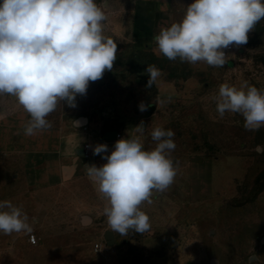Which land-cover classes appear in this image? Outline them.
I'll return each mask as SVG.
<instances>
[{"label":"rangeland","instance_id":"374dc122","mask_svg":"<svg viewBox=\"0 0 264 264\" xmlns=\"http://www.w3.org/2000/svg\"><path fill=\"white\" fill-rule=\"evenodd\" d=\"M139 1L95 0L107 17L104 35L117 44L113 69L89 82L75 108L61 102L47 119L51 128H61L85 117L118 131L116 140L140 135L135 127L143 122L145 150L156 146L151 138L156 127L174 132V181L140 206L150 218L149 231L121 236L110 230L103 214L107 201L87 177L42 189L16 179L10 141L30 116L4 94L0 201L22 208L38 242H29L31 233H0V264H264V127L246 130L238 113L221 118L214 99L223 83L239 87L247 81L264 91V19L247 44L233 45L223 67L190 64L157 54L155 39L147 46L135 43L136 27L146 16L138 12ZM158 2L166 19L155 35L179 22L194 0ZM147 65L162 72L150 89ZM141 103L149 105L146 111H140ZM98 243L102 249L96 250Z\"/></svg>","mask_w":264,"mask_h":264},{"label":"clouds","instance_id":"9594fccd","mask_svg":"<svg viewBox=\"0 0 264 264\" xmlns=\"http://www.w3.org/2000/svg\"><path fill=\"white\" fill-rule=\"evenodd\" d=\"M107 17L95 0H2L0 2V95L16 98L29 114L25 135L50 129L47 117L63 102L75 108L78 95H85L89 82L112 71L117 44L104 35ZM264 19V0H194L179 22L161 27L155 36L157 54L169 60L223 67L225 49L247 44L249 33ZM146 88L162 75L147 65ZM221 118L226 112L244 118V128L264 127V91L247 81L239 87L223 83L214 97ZM149 105L141 103L140 111ZM145 125L135 127L131 138L115 142L108 153L97 144L94 155L107 162L86 165L89 179L107 201L103 214L110 230L126 236L149 231L150 218L140 206L152 203L153 192H164L173 183L177 167L171 158L175 149L171 129L156 127L152 150H145L141 136ZM32 226L22 208L0 201V233H31Z\"/></svg>","mask_w":264,"mask_h":264},{"label":"crops","instance_id":"0c3cea01","mask_svg":"<svg viewBox=\"0 0 264 264\" xmlns=\"http://www.w3.org/2000/svg\"><path fill=\"white\" fill-rule=\"evenodd\" d=\"M138 12L142 16L136 27L135 43L139 46L150 45L155 39V30L166 19L165 12L158 9V0L138 2ZM77 119L66 121L61 128L38 131L35 135H25L24 125H18L11 137V149L16 153L12 160L14 176L23 179L27 186L46 188L49 185L64 184L75 179L88 177L86 165L102 166L107 161L104 154L94 155L97 144H106L108 153L114 150V139H106L109 129L90 123L77 125ZM98 141L94 144L93 141ZM90 144L89 156L84 158L81 150Z\"/></svg>","mask_w":264,"mask_h":264},{"label":"built area","instance_id":"2783aa9c","mask_svg":"<svg viewBox=\"0 0 264 264\" xmlns=\"http://www.w3.org/2000/svg\"><path fill=\"white\" fill-rule=\"evenodd\" d=\"M233 50V45L230 46L228 49H225V54L228 56V59L230 58L229 55L230 53L232 52ZM116 137L119 138L120 137V133L118 131H116ZM90 144H86L85 147H84V156L87 157L89 156V151H90ZM28 240L31 244H37L38 242V238L37 236L34 234V233H31L28 237ZM95 249L96 250H99V249H102V244H96L95 245Z\"/></svg>","mask_w":264,"mask_h":264},{"label":"water","instance_id":"95a60500","mask_svg":"<svg viewBox=\"0 0 264 264\" xmlns=\"http://www.w3.org/2000/svg\"><path fill=\"white\" fill-rule=\"evenodd\" d=\"M86 118L85 117H80L76 120V124L77 125H84L86 123ZM106 139H114L116 137V131L115 130H111V131H108L107 134H106ZM79 153H81V155L86 158L84 156V150H81ZM110 234V233H109Z\"/></svg>","mask_w":264,"mask_h":264},{"label":"flooded vegetation","instance_id":"af4514ba","mask_svg":"<svg viewBox=\"0 0 264 264\" xmlns=\"http://www.w3.org/2000/svg\"><path fill=\"white\" fill-rule=\"evenodd\" d=\"M111 237H112V235H110V234L107 235V238H110L111 239Z\"/></svg>","mask_w":264,"mask_h":264},{"label":"bare ground","instance_id":"6f19581e","mask_svg":"<svg viewBox=\"0 0 264 264\" xmlns=\"http://www.w3.org/2000/svg\"><path fill=\"white\" fill-rule=\"evenodd\" d=\"M84 221H86V219H84Z\"/></svg>","mask_w":264,"mask_h":264}]
</instances>
